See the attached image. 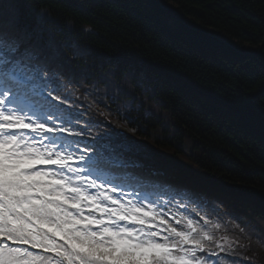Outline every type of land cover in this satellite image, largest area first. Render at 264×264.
<instances>
[{
    "label": "trees",
    "instance_id": "1",
    "mask_svg": "<svg viewBox=\"0 0 264 264\" xmlns=\"http://www.w3.org/2000/svg\"><path fill=\"white\" fill-rule=\"evenodd\" d=\"M5 1L18 6L32 27L39 18H52L43 28L70 49L92 55V67L103 61L104 70L116 69L121 77L131 73L158 82L156 96L166 102L176 136L167 142L152 132L137 136L180 161L195 145L186 161L191 168L264 199V0H162L198 31L185 28L156 0Z\"/></svg>",
    "mask_w": 264,
    "mask_h": 264
},
{
    "label": "snow or ice",
    "instance_id": "2",
    "mask_svg": "<svg viewBox=\"0 0 264 264\" xmlns=\"http://www.w3.org/2000/svg\"><path fill=\"white\" fill-rule=\"evenodd\" d=\"M9 27H13L11 21ZM32 38L33 33L27 31L26 27L21 37L10 35L5 38L0 35V64L11 63L15 71L23 74L25 91L35 104L41 107L40 115L37 116L11 104L10 94L0 96V205L6 215L22 211V207L30 208L39 204L38 200L33 202L29 199V193L33 190L34 181L39 178L41 169L47 167L58 172H67L66 167H57L58 154L60 159L66 158L69 164L84 159V156L79 155L80 145L77 144L73 148L57 141V136H63L65 140L82 136L74 131H84L79 124L74 123L75 120L81 119L82 114L65 107L64 103L47 94L46 90L50 85H56L53 91L58 90L54 70L59 62L55 55L49 54L38 43L28 44ZM44 72H49L50 75L44 78ZM64 99L67 100L68 97L65 96ZM44 108L50 109L46 116ZM61 111L62 115H57ZM57 121H60L59 125ZM45 154L51 162H45L41 158ZM78 164L75 166L78 167ZM236 223L243 232L264 243V236L256 235L252 226L242 222ZM208 241H211V237H208ZM209 242L166 246L160 241L136 249L134 257H130L126 249H109L100 245L92 249L84 248L70 252L69 256L79 257L80 264H85L84 256L90 257L97 264H124V261L130 258L148 264H169V255L183 258L188 264H208L209 261L216 264L214 257L218 258L219 254L209 247ZM20 248H25L33 257L31 264H45L48 257L52 260L62 259L68 264V259L64 256L31 248L4 230L0 235V264H19L17 250Z\"/></svg>",
    "mask_w": 264,
    "mask_h": 264
},
{
    "label": "clouds",
    "instance_id": "3",
    "mask_svg": "<svg viewBox=\"0 0 264 264\" xmlns=\"http://www.w3.org/2000/svg\"><path fill=\"white\" fill-rule=\"evenodd\" d=\"M46 91L47 94L49 96H52L53 99H57V100L59 99V96L58 95L54 96L50 90H46ZM28 213H31V215L35 216L39 222H44L45 220L52 219V217L47 214V210L38 211L37 206L32 205L30 208L22 207V211L12 214L15 223H13V221L9 220L8 217L5 216L4 219L0 221V229L9 232L14 236L15 239L19 241H23L26 239L30 240L32 238L30 235L31 230L27 229L25 227V224L23 223L27 219L26 214ZM17 255H18L19 264H31V260L33 259V257H31L30 253H28V251L25 248L18 249Z\"/></svg>",
    "mask_w": 264,
    "mask_h": 264
},
{
    "label": "water",
    "instance_id": "4",
    "mask_svg": "<svg viewBox=\"0 0 264 264\" xmlns=\"http://www.w3.org/2000/svg\"><path fill=\"white\" fill-rule=\"evenodd\" d=\"M225 42V41H224ZM226 43V42H225Z\"/></svg>",
    "mask_w": 264,
    "mask_h": 264
}]
</instances>
